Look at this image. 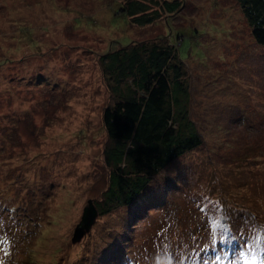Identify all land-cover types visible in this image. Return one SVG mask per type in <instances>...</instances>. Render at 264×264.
<instances>
[{
	"label": "rangeland",
	"instance_id": "1",
	"mask_svg": "<svg viewBox=\"0 0 264 264\" xmlns=\"http://www.w3.org/2000/svg\"><path fill=\"white\" fill-rule=\"evenodd\" d=\"M181 2L140 27L119 0H0V264H215L204 244L231 227L226 216L255 231L219 264H264V45L236 0ZM157 34L187 66L203 144L101 214L112 99L98 59ZM88 201L96 217L74 241Z\"/></svg>",
	"mask_w": 264,
	"mask_h": 264
},
{
	"label": "trees",
	"instance_id": "2",
	"mask_svg": "<svg viewBox=\"0 0 264 264\" xmlns=\"http://www.w3.org/2000/svg\"><path fill=\"white\" fill-rule=\"evenodd\" d=\"M119 2L120 12L132 26L140 27L153 26L183 8L181 0ZM236 3L252 38L264 45V0ZM98 64L112 99L102 113L108 140L103 157L109 169L99 204L104 214L130 205L153 176L201 146L203 138L189 115L187 66L166 35L133 40L126 46L115 44L100 54ZM234 264L248 263L236 258Z\"/></svg>",
	"mask_w": 264,
	"mask_h": 264
},
{
	"label": "snow or ice",
	"instance_id": "3",
	"mask_svg": "<svg viewBox=\"0 0 264 264\" xmlns=\"http://www.w3.org/2000/svg\"><path fill=\"white\" fill-rule=\"evenodd\" d=\"M227 220L231 221V227L226 228L224 232L217 239L216 235L212 234L209 236L208 241L204 244V250L211 248L215 264H219L223 256H227L228 252L226 246L231 245L234 241H237L239 238L247 237L248 230L251 229L255 231V225L250 221V218L247 216L244 217H232L226 216ZM215 221L213 225L215 226ZM235 234H232V233ZM245 242H247L245 240ZM220 245L218 248L217 245ZM240 255L243 256L244 253L241 251ZM204 264H212L209 260H205ZM251 264H256V257H253Z\"/></svg>",
	"mask_w": 264,
	"mask_h": 264
},
{
	"label": "water",
	"instance_id": "4",
	"mask_svg": "<svg viewBox=\"0 0 264 264\" xmlns=\"http://www.w3.org/2000/svg\"><path fill=\"white\" fill-rule=\"evenodd\" d=\"M96 217V210L91 201H88V207L84 209L81 223L76 227L73 240H78L85 234V230L89 229L92 220ZM84 229V230H83Z\"/></svg>",
	"mask_w": 264,
	"mask_h": 264
}]
</instances>
